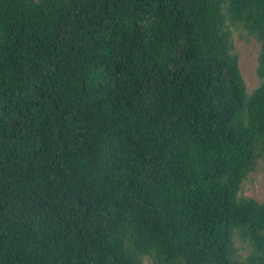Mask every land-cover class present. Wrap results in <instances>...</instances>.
I'll return each mask as SVG.
<instances>
[{"label":"trees","instance_id":"obj_1","mask_svg":"<svg viewBox=\"0 0 264 264\" xmlns=\"http://www.w3.org/2000/svg\"><path fill=\"white\" fill-rule=\"evenodd\" d=\"M260 158L264 0H0V264H264Z\"/></svg>","mask_w":264,"mask_h":264},{"label":"rangeland","instance_id":"obj_2","mask_svg":"<svg viewBox=\"0 0 264 264\" xmlns=\"http://www.w3.org/2000/svg\"><path fill=\"white\" fill-rule=\"evenodd\" d=\"M234 41L240 56V67L245 78L247 90L251 93L260 83V78L257 74L260 44L254 37L245 40L236 36ZM243 183L244 195L252 196L259 201L264 200V158L258 159L255 169Z\"/></svg>","mask_w":264,"mask_h":264}]
</instances>
